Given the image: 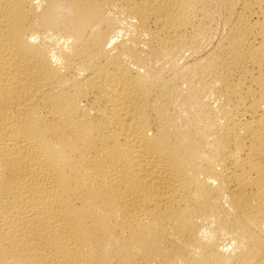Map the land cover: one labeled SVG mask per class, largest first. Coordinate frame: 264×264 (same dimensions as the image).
Wrapping results in <instances>:
<instances>
[{
    "label": "bare ground",
    "instance_id": "6f19581e",
    "mask_svg": "<svg viewBox=\"0 0 264 264\" xmlns=\"http://www.w3.org/2000/svg\"><path fill=\"white\" fill-rule=\"evenodd\" d=\"M0 264H264V0H0Z\"/></svg>",
    "mask_w": 264,
    "mask_h": 264
}]
</instances>
